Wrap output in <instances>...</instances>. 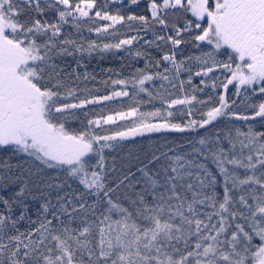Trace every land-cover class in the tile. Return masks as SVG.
<instances>
[{
  "label": "snow or ice",
  "instance_id": "snow-or-ice-1",
  "mask_svg": "<svg viewBox=\"0 0 264 264\" xmlns=\"http://www.w3.org/2000/svg\"><path fill=\"white\" fill-rule=\"evenodd\" d=\"M0 264H264V0H0Z\"/></svg>",
  "mask_w": 264,
  "mask_h": 264
},
{
  "label": "trees",
  "instance_id": "trees-1",
  "mask_svg": "<svg viewBox=\"0 0 264 264\" xmlns=\"http://www.w3.org/2000/svg\"><path fill=\"white\" fill-rule=\"evenodd\" d=\"M141 9H143V3H141L140 8L139 9H135L136 11H140ZM119 55H123V53H120ZM120 61L114 57L111 56V54H107L105 56V58L103 60H99L94 58L92 60V63L90 64V70H94L96 71L98 74L103 75V73L101 72L102 69L105 68H119L120 67ZM137 144H139L141 142V138H137ZM145 143L147 142L146 140L144 141ZM126 143V147H131L132 143L131 142H125Z\"/></svg>",
  "mask_w": 264,
  "mask_h": 264
}]
</instances>
